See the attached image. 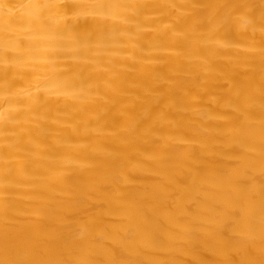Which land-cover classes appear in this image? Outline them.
Returning <instances> with one entry per match:
<instances>
[{"label": "bare ground", "instance_id": "6f19581e", "mask_svg": "<svg viewBox=\"0 0 264 264\" xmlns=\"http://www.w3.org/2000/svg\"><path fill=\"white\" fill-rule=\"evenodd\" d=\"M0 264H264V0H0Z\"/></svg>", "mask_w": 264, "mask_h": 264}]
</instances>
